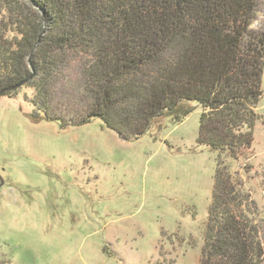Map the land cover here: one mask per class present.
<instances>
[{
    "label": "trees",
    "instance_id": "obj_1",
    "mask_svg": "<svg viewBox=\"0 0 264 264\" xmlns=\"http://www.w3.org/2000/svg\"><path fill=\"white\" fill-rule=\"evenodd\" d=\"M260 0H0V97L31 87L34 121L62 127L98 118L124 140L197 107V143L217 153L199 264H264L261 216L229 171L253 141L263 96ZM79 58L84 118L50 109ZM0 264H5L0 261Z\"/></svg>",
    "mask_w": 264,
    "mask_h": 264
},
{
    "label": "rangeland",
    "instance_id": "obj_2",
    "mask_svg": "<svg viewBox=\"0 0 264 264\" xmlns=\"http://www.w3.org/2000/svg\"><path fill=\"white\" fill-rule=\"evenodd\" d=\"M252 28L264 31V0ZM79 58L50 98L65 121L84 118ZM253 141L224 157L250 191L264 234V77ZM35 91L0 97V261L5 264H199L217 153L197 143V107L138 139L91 118L62 127L31 117Z\"/></svg>",
    "mask_w": 264,
    "mask_h": 264
}]
</instances>
